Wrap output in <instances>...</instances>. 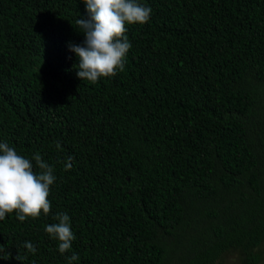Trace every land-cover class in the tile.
<instances>
[{"label": "trees", "instance_id": "trees-1", "mask_svg": "<svg viewBox=\"0 0 264 264\" xmlns=\"http://www.w3.org/2000/svg\"><path fill=\"white\" fill-rule=\"evenodd\" d=\"M140 3L125 70L93 84L69 50L83 0H0V142L56 176L48 215L0 220V264H259L264 0ZM60 212L64 254L45 231Z\"/></svg>", "mask_w": 264, "mask_h": 264}, {"label": "clouds", "instance_id": "clouds-1", "mask_svg": "<svg viewBox=\"0 0 264 264\" xmlns=\"http://www.w3.org/2000/svg\"><path fill=\"white\" fill-rule=\"evenodd\" d=\"M83 3L88 18L77 19L75 23L84 34V41L79 45L70 43L69 50L79 60L75 65L78 78L95 84L125 70V58L132 47L126 35L128 26L147 23L152 9L140 0H83ZM56 147L58 150L61 147L58 141ZM71 168L69 157L64 170ZM55 181L54 166L44 161L39 152L29 159L0 142V220L13 212L21 222L48 215L52 207L48 197ZM54 218L58 222L45 225V231L58 241V251L64 254L71 250L76 237L67 213H57ZM25 247L36 252L31 242L26 241ZM78 260V254L73 253L68 264Z\"/></svg>", "mask_w": 264, "mask_h": 264}, {"label": "rangeland", "instance_id": "rangeland-1", "mask_svg": "<svg viewBox=\"0 0 264 264\" xmlns=\"http://www.w3.org/2000/svg\"><path fill=\"white\" fill-rule=\"evenodd\" d=\"M255 252L260 256L259 264H264V242L255 249ZM245 254L240 251L231 250L224 255L222 264H243Z\"/></svg>", "mask_w": 264, "mask_h": 264}]
</instances>
